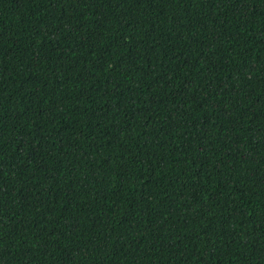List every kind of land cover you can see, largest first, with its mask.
Returning a JSON list of instances; mask_svg holds the SVG:
<instances>
[{"label":"trees","instance_id":"obj_1","mask_svg":"<svg viewBox=\"0 0 264 264\" xmlns=\"http://www.w3.org/2000/svg\"><path fill=\"white\" fill-rule=\"evenodd\" d=\"M0 264H264V0H0Z\"/></svg>","mask_w":264,"mask_h":264}]
</instances>
